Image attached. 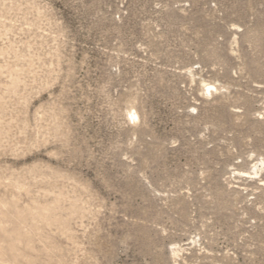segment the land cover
<instances>
[{
	"label": "rangeland",
	"instance_id": "obj_1",
	"mask_svg": "<svg viewBox=\"0 0 264 264\" xmlns=\"http://www.w3.org/2000/svg\"><path fill=\"white\" fill-rule=\"evenodd\" d=\"M215 261L264 264V0H0V264Z\"/></svg>",
	"mask_w": 264,
	"mask_h": 264
},
{
	"label": "bare ground",
	"instance_id": "obj_2",
	"mask_svg": "<svg viewBox=\"0 0 264 264\" xmlns=\"http://www.w3.org/2000/svg\"><path fill=\"white\" fill-rule=\"evenodd\" d=\"M214 89H215V87H214ZM206 91L207 92H210V89L209 88H206ZM127 114H128V117H129V120L132 122V123H134L136 120H137V118H138V116H137V113L132 109V108H130L129 110H128V112H127ZM174 248V247H173ZM178 253H180V251L179 250H177V249H174V250H172V256H173V258H175V257H177L178 256ZM212 264H224V263H222V262H213Z\"/></svg>",
	"mask_w": 264,
	"mask_h": 264
}]
</instances>
